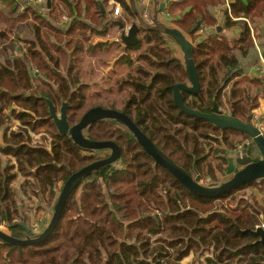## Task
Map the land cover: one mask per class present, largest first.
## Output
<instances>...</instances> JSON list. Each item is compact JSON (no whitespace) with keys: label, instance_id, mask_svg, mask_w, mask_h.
Instances as JSON below:
<instances>
[{"label":"trees","instance_id":"obj_1","mask_svg":"<svg viewBox=\"0 0 264 264\" xmlns=\"http://www.w3.org/2000/svg\"><path fill=\"white\" fill-rule=\"evenodd\" d=\"M33 1L0 0V29L5 24L11 30H0V47H4L3 51L0 48V132L3 133L0 228L6 227L16 239L27 238L20 224L29 227V218L22 213L23 204L15 199L12 189L19 176L24 179L23 188L29 189L25 194L29 204L37 198L40 203L46 202L54 213L59 184L64 185L81 169L109 157L102 158L103 151L82 149L70 136L59 134L50 118L47 100L56 108L68 103L70 126L76 125L93 108L122 112L167 158L191 176L195 177V162L202 180L225 175L232 149L249 137L236 130H220L176 107L173 86L189 83L185 59L175 39L161 27L157 28L159 24L154 27L157 22L154 16H147L146 22L143 14L149 29L139 26L142 38L137 46L124 49L121 44L116 45L114 67L129 68L125 75L113 78L119 91L131 89L123 106L118 110L108 104H91L86 111V92L99 83L83 80L80 73L83 59L86 55L95 56L97 46L108 50L110 44L94 47L92 42L95 38L112 37L119 23L126 27L127 20L135 21V14L125 0H114L122 8L119 17L113 13L109 16L105 11L109 0H75L74 4L70 0H52L53 4L60 2L62 9L51 6L48 13L40 10L39 0ZM194 1L178 0L168 11L175 25L191 38L200 80V93L182 92L184 104L190 110L210 114L213 101L220 107L222 98L228 96L230 112L237 119L244 122L253 119L254 109L264 99V83L262 79L250 78L249 74L263 64L247 21L252 24L255 18L264 15V0H249L248 6L239 2L231 6L227 0H214L201 10ZM23 5L35 6L22 9ZM217 8L221 17L215 11ZM58 11L67 14L66 26L53 20ZM204 26H208L207 31ZM234 27L239 29L238 37L230 40L222 35L225 29ZM19 33L24 36L19 38ZM72 33L75 37L70 36ZM173 44L182 57H176ZM143 47L149 48V52L139 55L135 63L130 53ZM161 48L170 57L161 54ZM39 69L48 73L42 75ZM93 74L94 69L90 68L88 75ZM98 79L103 80L102 76ZM35 83L47 85L50 91L39 92ZM79 113L82 115L75 122ZM13 121L19 123V128L10 131L7 125ZM47 124L53 128L51 149L46 145L34 146L32 134ZM83 134L90 141L117 144L121 149L119 160L84 178L71 194L48 240L25 247L0 240V257L7 260L12 252L25 254L27 259H19L22 264H182L185 259L199 261L205 256L204 264H264V248L250 232L255 231L264 217V207L257 203L253 192L257 189L264 195V179L218 199H204L191 194L158 166L124 125L114 120L99 121ZM215 142L220 144V149L215 151L219 163L217 167L209 163L204 174L203 165ZM3 157L8 160L4 161ZM126 182L132 185L133 197H128L126 192H115L119 184ZM214 184L222 183L211 185ZM251 187L250 199L234 197L236 203L230 209L220 204ZM44 228L41 224L40 230L31 231L30 237L40 236Z\"/></svg>","mask_w":264,"mask_h":264},{"label":"water","instance_id":"obj_2","mask_svg":"<svg viewBox=\"0 0 264 264\" xmlns=\"http://www.w3.org/2000/svg\"><path fill=\"white\" fill-rule=\"evenodd\" d=\"M48 8H51V0H48ZM100 8L103 6L100 4ZM135 15V7H133ZM140 27L149 29L148 24L139 19V23H132L129 30L123 25L120 27V40L125 48L135 47L139 40L138 34ZM166 35H169L179 45L185 59L186 72L189 79V84H177L173 86L174 102L178 109L188 116L204 120L213 124L220 130H236L245 133L250 144H245L243 149L239 151L238 147L232 149L231 156L228 158L226 175L231 178L224 183L217 185L204 186L202 184V176L197 171L196 162L193 165L195 177L191 176L185 170L178 167L171 159L167 158L161 150L147 137L139 128L132 122V120L123 113L117 111L106 110L102 108H93L87 111L81 120L74 126H70L68 120V103H65L60 110V115L57 114L56 107L53 103L47 100L49 106L50 118L53 120L59 134L63 136H70L72 141L78 147L90 151H111L107 159L95 162L77 173L73 174L64 184L58 201L54 207V213L44 232L36 237L31 238V230L25 224H20L25 231L27 238L16 239L11 235L0 230V240L6 244L16 247L39 245L53 234L61 219L65 206L71 194L79 187L85 177L100 168L112 165L117 162L121 156V149L113 142H94L85 138L83 132L95 123L104 120H114L124 125L136 139L138 145L149 155L155 163L161 168L170 173L183 187H185L191 194L204 199H218L236 189L242 188L250 183L264 179V133L260 126L253 123L252 118H248L245 122L237 119L234 114H226L220 110L216 101H213V107L210 114H203L198 111L188 109L184 104L182 92L190 94H198L201 91L199 76L194 64L193 53L194 47L189 40L177 29L164 28ZM255 237L259 238L257 244L264 248V229L258 228L255 231H250Z\"/></svg>","mask_w":264,"mask_h":264},{"label":"rangeland","instance_id":"obj_3","mask_svg":"<svg viewBox=\"0 0 264 264\" xmlns=\"http://www.w3.org/2000/svg\"><path fill=\"white\" fill-rule=\"evenodd\" d=\"M30 1L35 2L33 0H30ZM70 1L71 2L72 1L75 2V0H70ZM211 1H214V0H195L193 3H195V6H196L197 9L201 10V8L204 7V5L206 3H209ZM51 2H52L51 6H54L56 10L62 9V7L59 5L60 2H57V1L55 2L54 1V4H53L52 0H51ZM74 2H72V3L74 4ZM37 3H38V5H40V10L43 13H48V9H49L48 6H47L48 0H39ZM25 6H32L33 7L35 5H23L22 9H24ZM50 9H52V8H50ZM215 11H216V13L220 14L219 13V8L215 9ZM59 12L62 13V14H60ZM146 17L144 16V19L147 22L148 17H147V19H146ZM53 20H57L59 22V24L60 23L61 24H65V26H66V23H68V21H69L67 14H63L62 11H58V13L55 12L54 15H53ZM149 23H151V20H150ZM4 25H1L2 29H0V30L2 32H5V30L7 32H10L11 30L9 28H7L6 26H4ZM207 27L208 26H204L203 27V28H205V31L208 30ZM178 31H180L187 38V40L191 41V38L188 37L185 33H183L181 30H178ZM18 35H19V38H21V37L24 36V33H19ZM70 36L71 37H75V33H72V35L70 34ZM141 38H142L141 33H139L138 40L141 39ZM255 40H256L255 42H257L259 47H260V44H259L258 40L256 39V37H255ZM100 41H99V38H95L94 41L92 42L93 43L92 45H94V47H95V45H99L101 43H103V44L108 43V44H110L109 46H107V48L109 47V49L106 50V48H104V47L97 46L98 49H97L96 55L95 56L86 55L85 58L83 59V62L81 64V66H80L81 67V69H80L81 70V72H80L81 73V77L83 78L84 81H89L90 83H95V82L99 83L97 85H93V88L89 89L86 92L88 99L86 100L87 106L85 107V110L87 111L90 108L91 104H94V105H96V104H101V105L108 104L110 107L116 106L117 109L119 110L120 107L123 106V103H124V101L126 100V98L128 96V92H130V90H131L129 88H126L123 91H119V87H118V85L116 83V80H113V78H117V77L125 75L128 72V69H129L128 67H126L124 65H117V66L114 67L115 61L113 60V57H115V55L118 54L116 45L118 43L122 45V42H121L120 39H117V37L116 38H107V39L100 40ZM18 45L20 47H23V48L26 47L23 43L22 44L18 43ZM147 47L150 48V46H147ZM0 48H2V51H3L4 47L2 45H1ZM149 48L143 47L138 52H131L130 53L132 58L134 59L135 63H137L139 61V59L137 58L139 55L148 54L146 52H149ZM101 49H103V50H101ZM172 49H173L174 54L176 55V57H182L183 56L177 46H175V45L172 46ZM120 50L123 51L122 48H120ZM159 51H161L160 53L165 55V57H170L168 55V53L165 52V48H161V49H159ZM1 55H3V54L1 53ZM260 58H261V63L263 64V62H262L263 59L261 57V54H260ZM0 59H2L1 56H0ZM263 66H264V64H263ZM263 66L261 67V71H260L261 72L260 74L262 76H264V72H262ZM90 68L94 69V74L93 75H88V72H89ZM259 68H260V66L258 67V69ZM39 70H40V74H42V75L43 74L45 75L46 73H48V72L44 73L41 69H39ZM113 71H115V74L113 73ZM99 76H102V78H103V80L101 82L98 79ZM35 88L38 89L39 92L47 93V92L50 91V89H49V87L47 85H44V84H41V83H35ZM111 88L113 89V91H110ZM98 93H99V95H98ZM220 104H221V106L219 107L220 110L224 111L226 114H229V112H230V104H229V101H228V96L222 98V100L220 101ZM61 108L62 107H60V106H57V108H56L57 109V114H59V115H60ZM263 114H264V112H263ZM81 115H82V113L75 118V122H77L80 119ZM260 117H261L260 113H255L253 122L257 121L258 119H260ZM255 125H257V124H255ZM7 127L9 128L10 131L17 130L19 128L18 123L16 121H13L11 124H8ZM52 131H53L52 126L47 124L43 128H41L38 133L32 134L33 145L34 146H38V145L44 146V145H46V147L48 149H51V143H52L51 132ZM2 144L3 143H1V140H0V145H2ZM213 145L214 146H213V149L211 150V152L209 154L208 160L203 165V173L204 174H205V171H207L206 168L209 167V163L213 167H217V164L219 163V159L217 158V155L215 154V151L220 149V144L215 142ZM110 154H111V151L105 150V151L100 153V156L102 158H106V157L110 156ZM3 159H6L4 161L8 160V158H5V157H3ZM10 160H11V162L13 164H15V160L14 159H10ZM230 178H231V176H227L226 174L225 175L218 174L217 179H215V180L204 178L202 180V184L204 186H208V185H211L212 183H215V182L223 183V182L229 180ZM23 182H24V179L19 176L15 180V182L12 184V189L15 192V199L18 200L20 205L23 204L22 213L23 214L25 213L24 215H26L29 218L28 225L31 228V231L34 233V232H36V230H38V229L40 230L41 224H43V228L47 227V225L50 223V220L52 218L53 212L50 211L49 208H47V203L46 202L45 203L44 202L40 203L37 200V198L33 199L32 203L29 204L28 199H27V197L25 195L28 192L29 189L26 188V187L23 188V185H24ZM63 186L64 185L62 183L59 184V186H58V190H60L59 194L61 193V190H62ZM131 186L132 185L127 183V182L123 183V184H119V187H116V191L115 192H118V193L126 192L128 197H133L134 193H133V188ZM25 189H27V190H25ZM252 189H253V187H251L249 189H246V190H241L238 193H236L235 195H233L231 198H229L227 200H224V201H221L220 204L221 205H225L226 207H228V209H230L231 208V204L234 207V205L236 203V200H238L239 198L244 197L245 199H250L249 195H250ZM260 194L262 196H259L258 199L262 200L263 199V193H260ZM81 195L82 194H80V196ZM234 197L236 198L235 202H233V198ZM22 201H24V203ZM246 202H248V201H245L243 203H246ZM24 204L27 205V206H25ZM237 204H239V203H237ZM244 205H246V204H244ZM217 207H219L218 204H217ZM250 208H252V206ZM0 229L4 233H7V234L10 235V231H8V229L6 227L2 226ZM6 249H8V248L5 247V250ZM5 255L7 256V254H5ZM20 257H21V260H22V258L23 259H27L28 258V256L25 255V254H24V256H20L18 252H12V254L10 256V259H9L8 256H7V258H8L7 260H5L4 258L0 257V264H22L21 262H19ZM204 263H205V256H203L202 259L199 260V261H194V259L188 258V259H185L182 262V264H204Z\"/></svg>","mask_w":264,"mask_h":264},{"label":"crops","instance_id":"obj_4","mask_svg":"<svg viewBox=\"0 0 264 264\" xmlns=\"http://www.w3.org/2000/svg\"><path fill=\"white\" fill-rule=\"evenodd\" d=\"M95 1L96 0H94V2ZM125 1L131 8H132V6L135 7V12L137 13L135 15V17H136L135 21H129V20L126 21V23H127L126 27H125L126 30L130 29L132 23H139V19L140 18L143 19V17H142L143 14H146L145 16H151V15L154 16L155 21H157L156 24H154V27H155V25L159 24L157 26V28L161 27V29L172 28V29L180 30L179 28H177V26L175 25V22H174L175 20L170 16V14L168 12L171 5L173 3H176L178 0H125ZM237 2L241 3L243 6H248L250 1L249 0H227V4L231 5V6ZM112 6L114 9L116 6H120V5L115 3L114 0H109L108 7L105 10L109 14V16L111 13H113ZM132 11L134 12L133 8H132ZM121 13H122V11H121ZM123 16L125 17L124 14H123ZM218 16L221 17V14H218ZM117 17H119V16H117ZM247 22L249 23V26L251 28L252 35H254V37H256V39L258 40V42L260 44L259 52L261 54L262 59L264 60V15L255 18L254 21L252 22V24L250 21H247ZM119 25H121V24L119 23ZM119 25H118V29H115L113 31V33H112L113 35L110 38H116L117 37V39H120V27H119ZM222 35L231 40L233 38L238 37L239 29L236 27H234L232 29H225L222 32ZM100 40H104V39L99 38V41ZM123 48H124V46H123ZM258 67L253 68L251 70L249 77L255 78V79H262L263 83H264V76H262L260 74L261 68L258 69ZM263 112H264V99H260L259 105L257 106V108L254 109L253 114L260 113L261 117H260V119H258L257 121H254L253 123L257 124V126H260V128L262 129V131L264 133V114H263ZM18 126H19V123H18ZM0 140H1V143H3V133L2 132H0ZM253 192H254L257 203L260 206L264 207V195H263V199L259 200L258 197L262 196L260 194L261 192H259V190H257V189H254Z\"/></svg>","mask_w":264,"mask_h":264},{"label":"built area","instance_id":"obj_5","mask_svg":"<svg viewBox=\"0 0 264 264\" xmlns=\"http://www.w3.org/2000/svg\"><path fill=\"white\" fill-rule=\"evenodd\" d=\"M121 11H122L121 7H120V6H116V7L114 8V10H113V15H114L115 17L120 16V15H121ZM145 17H146V16H145ZM146 19H147V17H146ZM151 23H152V22H151ZM262 62H263V64H264V61H263V60H262ZM262 72H264V66H263ZM250 143H251L250 140H245V141H243V142L238 146L239 151H241V150L243 149V147H244L245 144L248 145V144H250ZM36 231H38V230H36Z\"/></svg>","mask_w":264,"mask_h":264},{"label":"flooded vegetation","instance_id":"obj_6","mask_svg":"<svg viewBox=\"0 0 264 264\" xmlns=\"http://www.w3.org/2000/svg\"><path fill=\"white\" fill-rule=\"evenodd\" d=\"M138 35H139V34H138ZM137 45H138V44H137ZM122 46H124L123 43H122ZM124 49H127V48L124 47ZM188 80H189V79H188ZM188 85H190V84L188 83ZM62 107H63V106H62ZM212 107H213V104H212V106L210 107V112H209V113H211ZM106 110L116 111V110H113V109H106ZM117 112H119V111H117ZM119 113H122V112H119ZM123 114H124V113H123ZM228 115H231V112H229ZM239 145H240V144H239ZM261 219H262V222H261L260 225L256 226V229H258V228H262V229H264V217H262ZM256 229H255V230H256ZM257 241H259V238H258ZM256 243H257V242H256ZM259 245H260V244H259Z\"/></svg>","mask_w":264,"mask_h":264}]
</instances>
